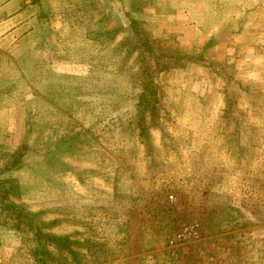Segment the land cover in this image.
Returning <instances> with one entry per match:
<instances>
[{
  "label": "rangeland",
  "instance_id": "obj_1",
  "mask_svg": "<svg viewBox=\"0 0 264 264\" xmlns=\"http://www.w3.org/2000/svg\"><path fill=\"white\" fill-rule=\"evenodd\" d=\"M0 264H264V0H0Z\"/></svg>",
  "mask_w": 264,
  "mask_h": 264
},
{
  "label": "built area",
  "instance_id": "obj_2",
  "mask_svg": "<svg viewBox=\"0 0 264 264\" xmlns=\"http://www.w3.org/2000/svg\"><path fill=\"white\" fill-rule=\"evenodd\" d=\"M198 239V225L190 223L183 226L172 238L168 241L171 248H177L183 244L194 242Z\"/></svg>",
  "mask_w": 264,
  "mask_h": 264
},
{
  "label": "trees",
  "instance_id": "obj_3",
  "mask_svg": "<svg viewBox=\"0 0 264 264\" xmlns=\"http://www.w3.org/2000/svg\"><path fill=\"white\" fill-rule=\"evenodd\" d=\"M59 242V241H58Z\"/></svg>",
  "mask_w": 264,
  "mask_h": 264
}]
</instances>
